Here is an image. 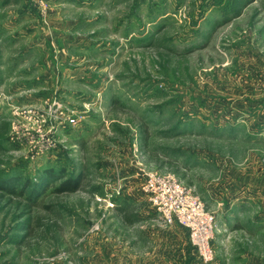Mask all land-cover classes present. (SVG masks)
Returning a JSON list of instances; mask_svg holds the SVG:
<instances>
[{
	"label": "rangeland",
	"instance_id": "obj_1",
	"mask_svg": "<svg viewBox=\"0 0 264 264\" xmlns=\"http://www.w3.org/2000/svg\"><path fill=\"white\" fill-rule=\"evenodd\" d=\"M150 173L264 264V0H0V264H202Z\"/></svg>",
	"mask_w": 264,
	"mask_h": 264
},
{
	"label": "built area",
	"instance_id": "obj_2",
	"mask_svg": "<svg viewBox=\"0 0 264 264\" xmlns=\"http://www.w3.org/2000/svg\"><path fill=\"white\" fill-rule=\"evenodd\" d=\"M66 120L70 124L77 123L72 116H66ZM143 190L167 226H181L188 231L190 244L200 262L212 264L215 216L195 191L174 175L160 173L148 174Z\"/></svg>",
	"mask_w": 264,
	"mask_h": 264
},
{
	"label": "trees",
	"instance_id": "obj_3",
	"mask_svg": "<svg viewBox=\"0 0 264 264\" xmlns=\"http://www.w3.org/2000/svg\"><path fill=\"white\" fill-rule=\"evenodd\" d=\"M80 189L79 180H73L72 178L66 179L63 184L58 188L59 192H76ZM131 205L128 203H124L121 212L124 215V222L127 225H134L140 221V218L134 214V212L130 213Z\"/></svg>",
	"mask_w": 264,
	"mask_h": 264
},
{
	"label": "crops",
	"instance_id": "obj_4",
	"mask_svg": "<svg viewBox=\"0 0 264 264\" xmlns=\"http://www.w3.org/2000/svg\"><path fill=\"white\" fill-rule=\"evenodd\" d=\"M176 227H178V228H181V229H185V228H183V227H181V226H176ZM186 230V229H185ZM187 231V230H186ZM187 234H188V231H187ZM188 236H189V234H188ZM190 241V240H189ZM135 257H137V255L135 256ZM137 259V258H136ZM137 261V260H136ZM172 258H170V257H164V258H158V257H156L155 258V264H172Z\"/></svg>",
	"mask_w": 264,
	"mask_h": 264
}]
</instances>
